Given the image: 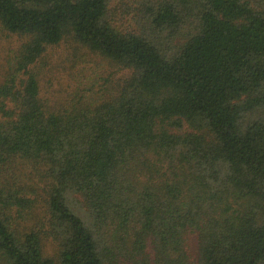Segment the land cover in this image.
Here are the masks:
<instances>
[{"label": "trees", "instance_id": "1", "mask_svg": "<svg viewBox=\"0 0 264 264\" xmlns=\"http://www.w3.org/2000/svg\"><path fill=\"white\" fill-rule=\"evenodd\" d=\"M0 264H264V0H0Z\"/></svg>", "mask_w": 264, "mask_h": 264}, {"label": "rangeland", "instance_id": "2", "mask_svg": "<svg viewBox=\"0 0 264 264\" xmlns=\"http://www.w3.org/2000/svg\"><path fill=\"white\" fill-rule=\"evenodd\" d=\"M70 69H71L70 66L61 65V70L57 71L53 77L54 85L51 86V87H54L52 88L53 90L56 89L57 91L60 88V86L62 87L67 84V82L69 81V75H67V70L70 71ZM62 76H65V78L63 79Z\"/></svg>", "mask_w": 264, "mask_h": 264}]
</instances>
